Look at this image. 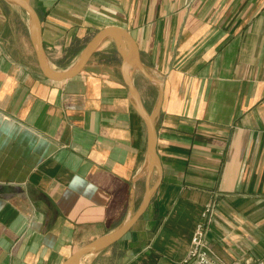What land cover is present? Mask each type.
Masks as SVG:
<instances>
[{
    "label": "crops",
    "instance_id": "0c3cea01",
    "mask_svg": "<svg viewBox=\"0 0 264 264\" xmlns=\"http://www.w3.org/2000/svg\"><path fill=\"white\" fill-rule=\"evenodd\" d=\"M30 1L56 69L103 27L132 34L145 69L133 82L149 111L160 99L162 172L146 170L148 127L114 39L50 78L28 11L0 0V264H62L136 213L148 187L130 228L80 264H182L214 199L217 254L264 255V0Z\"/></svg>",
    "mask_w": 264,
    "mask_h": 264
},
{
    "label": "water",
    "instance_id": "95a60500",
    "mask_svg": "<svg viewBox=\"0 0 264 264\" xmlns=\"http://www.w3.org/2000/svg\"><path fill=\"white\" fill-rule=\"evenodd\" d=\"M13 1L23 6L30 15L31 36L36 49L39 64L43 73L50 78L62 80L73 77L84 67V65L87 63V61L103 41V39L107 37H111L112 39H114L116 46L122 55V67L134 99V105L140 112V114L144 117L148 127V156L146 170L149 173L154 167H156L161 174L162 166L156 148L157 128L155 123V119L159 112L160 99L158 100L156 108L153 111H149L142 100L137 86L133 82L131 68L136 65L143 71H145V69L140 60L138 45L132 34L127 29L119 26L103 27L98 30L92 36V38H90L80 57L72 67L66 70L55 69L48 61L47 54L42 42L41 22L38 11L32 5L30 0ZM153 188L154 187L147 188L146 195L141 207L137 210L136 213L131 214V216L119 228L82 245L75 252H73L62 264H80V260L85 254L98 251L99 249L106 247L107 245L118 239L127 229L130 228L133 221L138 217L139 213H141L147 206Z\"/></svg>",
    "mask_w": 264,
    "mask_h": 264
},
{
    "label": "rangeland",
    "instance_id": "374dc122",
    "mask_svg": "<svg viewBox=\"0 0 264 264\" xmlns=\"http://www.w3.org/2000/svg\"><path fill=\"white\" fill-rule=\"evenodd\" d=\"M33 5V4H32ZM101 44V43H100ZM86 46V45H85ZM85 48V47H84ZM98 48V47H97ZM117 48V47H116ZM84 50V49H83ZM76 63V62H75ZM74 63V64H75ZM40 65V64H39ZM52 66V65H51ZM85 66V65H84ZM53 67V66H52ZM56 69V68H55ZM60 70V69H59ZM66 70V69H64ZM157 92L155 93V96H154V99H153V102H156L157 100ZM155 106H157L155 103L153 105H151V107H153L155 109ZM152 108V109H153ZM151 109V110H152ZM153 109V110H154ZM216 200L214 199L213 201L211 202H208L205 206V208L203 209L202 211V215H201V218L200 220L198 221L196 227H195V230L193 232V235H192V239H191V245L186 253V255L184 256L183 260H182V264H187L186 262V258L187 256L189 255V252L190 250L192 249L193 247V237L197 231V228L198 226L201 224V223H205V230H204V239H205V242H206V246H205V249L208 251V253L213 257L215 258L216 260H218L219 262H221L222 264H229V263H226L216 252L215 248H214V244H213V240L212 238L210 237V232H211V225L215 219V209H216ZM81 247V246H80ZM96 252V251H95ZM83 257V256H82ZM264 258V255H262L261 257H257V258H254V259H248V260H245L244 262H235V263H230V264H245L246 262H253V261H257L259 259H262Z\"/></svg>",
    "mask_w": 264,
    "mask_h": 264
},
{
    "label": "built area",
    "instance_id": "2783aa9c",
    "mask_svg": "<svg viewBox=\"0 0 264 264\" xmlns=\"http://www.w3.org/2000/svg\"><path fill=\"white\" fill-rule=\"evenodd\" d=\"M204 230L205 223H201L193 237V247L185 259L187 264H222L205 249ZM245 264H264V258L253 262H246Z\"/></svg>",
    "mask_w": 264,
    "mask_h": 264
}]
</instances>
